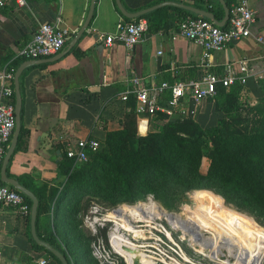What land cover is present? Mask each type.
I'll return each instance as SVG.
<instances>
[{
    "label": "crops",
    "instance_id": "crops-1",
    "mask_svg": "<svg viewBox=\"0 0 264 264\" xmlns=\"http://www.w3.org/2000/svg\"><path fill=\"white\" fill-rule=\"evenodd\" d=\"M165 1L191 5L189 0H120V3L126 11L134 12ZM210 3L217 10L214 1L210 0ZM248 3L253 11L250 34L219 51L209 52L207 57L193 42L182 37L171 39L179 15L172 5L152 10L149 15L151 25L142 41L126 50L117 42L105 46L95 41V33H114L122 16L114 0H94L87 26L62 54L63 47L84 22L89 0H27L23 7L0 9V69L11 63L16 70L27 61L14 59L13 55L38 24L58 21L71 31L60 51L38 58L52 60L25 68L19 94L18 133L5 167L8 178L44 193L45 198L35 217L38 237H52L71 259L76 256L77 264H86L79 223L83 203L89 196L72 190L58 204L57 195L50 196L55 188L59 191L65 179L57 173V163L65 158L64 149L80 138L101 140L106 131L120 127L122 115L128 109L120 95L131 87L133 78L146 87L161 82L172 83L194 79L206 70L221 74L226 62L263 56L264 0H248ZM56 55L58 57L53 59ZM157 57L160 61L156 65ZM247 65L261 78H247L244 87L254 98L264 97V58ZM182 100L187 105L188 99ZM160 111L165 113L166 106L161 105ZM165 114L167 117L177 115L175 111ZM220 116L207 99L193 107V118L203 127L214 124ZM139 131H144L142 124ZM77 163L80 162L73 161L72 165ZM93 205L91 208L94 207L96 213L97 205ZM26 216L13 207L0 206V264H40L41 261L56 264L29 240V214ZM93 217L98 218L97 214ZM97 226L96 223L95 229Z\"/></svg>",
    "mask_w": 264,
    "mask_h": 264
},
{
    "label": "trees",
    "instance_id": "trees-1",
    "mask_svg": "<svg viewBox=\"0 0 264 264\" xmlns=\"http://www.w3.org/2000/svg\"><path fill=\"white\" fill-rule=\"evenodd\" d=\"M213 1L217 10L210 0L191 1V5L210 11L220 20L222 8L217 0ZM232 1L224 0V3L229 8ZM173 8L179 11L177 23L186 16H197ZM150 13L136 17L146 19L147 30L151 25ZM122 19L128 21L123 16ZM26 70L18 78L19 94ZM169 96L168 90L163 91L159 105L166 106ZM207 101L212 103L215 112L221 113L212 125L201 126L193 118L192 102H188L184 105L187 112L183 117H167L157 110L145 134L137 135L135 100L133 95H128L125 100L128 109L122 115L120 127L106 131L86 161L72 165V159L64 156L57 163V173L65 179L59 191L55 188L50 194L51 198L57 195L58 204L74 190L91 198H104L111 206L131 203L146 195L158 199L191 189H209L260 222L264 221V97L254 98L244 86L233 82L226 87L216 85L215 94ZM27 189L37 198V213L44 193ZM23 197L30 206L29 199ZM41 239L59 250L68 264H77L76 256L71 259L52 237ZM29 240L60 264L30 237Z\"/></svg>",
    "mask_w": 264,
    "mask_h": 264
},
{
    "label": "built area",
    "instance_id": "built-area-1",
    "mask_svg": "<svg viewBox=\"0 0 264 264\" xmlns=\"http://www.w3.org/2000/svg\"><path fill=\"white\" fill-rule=\"evenodd\" d=\"M189 1L205 2L207 0ZM26 3L27 0H0V9L23 7ZM227 9L228 16L224 27L215 25L202 16H186L178 21L170 35L171 39L185 38L201 47L203 56L207 57L209 52L219 51L227 44L247 37L253 21V11L248 0H233ZM146 30L147 22L144 18H130L128 21L120 18L114 33H95L94 39L105 46L117 42L126 50H131L142 41ZM70 33V29L58 21L42 22L38 24L30 38L16 49L13 58L31 60L53 55L62 49ZM256 39L260 40V37ZM260 58L263 59L264 55L259 58H240L226 62L223 64L221 74L206 70L194 79L172 83L161 82L147 87L133 78L130 82L131 87L121 93L120 100L125 101L128 95H133L136 133L143 135L147 131L149 120L154 117L157 110H160L159 100L163 91L168 90L170 93L166 100L165 113L172 114L175 111L177 116L183 117L187 112L183 98L192 102L194 107L201 100L212 97L215 94L216 85L226 87L237 82L244 86L249 77L261 78L257 71L247 67L248 62L251 63ZM14 71L15 68L11 63L0 69V163L5 145L14 128L12 86ZM140 124L144 127L142 132L139 131ZM97 147L98 142L95 138H80L64 149V155L74 162H84L88 159V154L95 151ZM2 205L13 207L21 215L29 214V205L25 202L23 195L0 182V206ZM158 208L161 209L160 206ZM94 210L93 207L90 212ZM175 215L165 210L161 216L154 214L152 223L156 220L163 221L167 228L165 229L161 223L155 224L160 227L157 229L158 235L151 237V242L141 249L145 251L148 259L161 264H194L190 260L192 257L183 250L184 244L194 254L199 255L200 259L210 264H263L264 248L261 247L257 228L263 226L254 220V225L249 228L246 227L245 222H226L214 216L211 217L214 219L211 226H198V231L195 232L192 231L188 222L179 220L180 225L170 222ZM91 221L93 226L90 228L93 233L96 230L94 225L100 224V218L96 219L92 216ZM152 228L156 229L154 226ZM173 232H178L175 239L172 237ZM198 242L203 246L201 251ZM40 264H45V261H41Z\"/></svg>",
    "mask_w": 264,
    "mask_h": 264
},
{
    "label": "rangeland",
    "instance_id": "rangeland-1",
    "mask_svg": "<svg viewBox=\"0 0 264 264\" xmlns=\"http://www.w3.org/2000/svg\"><path fill=\"white\" fill-rule=\"evenodd\" d=\"M150 124H152L150 122ZM197 190H205L198 192ZM197 191V192H196ZM209 191V192H207ZM196 192V193H195ZM212 192V193H210ZM201 194H206L213 199H219L224 202V204L231 209H234L238 212L244 213L250 216L255 222L263 227H257L259 230V240L264 241L263 233H264V221L260 222V220L256 219L254 215L247 211H243L241 209L236 208L232 203L225 201L218 193L209 189H191L183 193H178L175 195H167L161 198H154L151 195H146L145 197L138 199L134 202L127 203H117L115 205H108L106 199L99 198L95 199L94 197L86 198L83 203V211H82V220L79 224H81V250L84 255V263L86 264H129L127 258L121 254V252L116 251V249L112 246L111 243V233L114 232V228L118 226L117 230L119 233L123 234L125 238L129 239L133 244L138 246L139 248L146 247L148 243L151 242V237L157 236V229L160 227L155 226L156 223H161L165 229L167 225L163 221L154 220V216L152 218H142L138 220H130L128 217L123 216H115L112 213L114 210L118 209L121 205H135L137 203H146L148 200L152 199L157 205H159L166 212H173L176 215H179L185 221H189L195 224L197 227H204L206 223L203 218L197 214V212L202 211V203ZM125 203V204H123ZM93 204L97 205V211L89 212L92 210L91 206ZM197 211V212H196ZM97 214L100 218V224L97 226L95 232H91V228L93 226V222L91 221L92 216ZM156 227L152 228V227ZM251 226H253L251 224ZM208 227V226H206ZM178 232H173L172 237L175 239ZM183 250L187 255L192 257L191 262L194 264H210L207 261L199 258V255L193 253L191 249L186 247L184 244ZM148 248V247H147ZM199 250L202 249L199 247ZM264 264V261H263Z\"/></svg>",
    "mask_w": 264,
    "mask_h": 264
},
{
    "label": "water",
    "instance_id": "water-1",
    "mask_svg": "<svg viewBox=\"0 0 264 264\" xmlns=\"http://www.w3.org/2000/svg\"><path fill=\"white\" fill-rule=\"evenodd\" d=\"M218 3L220 4L222 11H223V15L222 18L220 20H216L213 16V14L210 11L207 10H203L200 9L198 7L192 6V5H186V4H182V3H175V2H169V1H165V2H160L157 3L155 5H152L150 7L138 10V11H134V12H129L126 11V9H124V7L122 6V4L120 3V0H114L115 6L117 8V10L119 11V13L121 14V16H123L126 19H130V18H136L139 16H142L143 14L150 12L152 10L158 9L162 6H166V5H172L175 7H178L180 9H184L187 10L195 15L198 16H202L204 18L209 19L213 24L218 25L220 27H224L226 20H227V16H228V9L226 4L224 3V0H217ZM93 5H94V0H89V6H88V11H87V15L85 17L84 22L80 25L78 31L75 33L73 39H71L64 47L63 50L60 54H62L63 52H65L69 47L72 46V44L76 41V39L82 34V32L84 31L85 27L87 26L90 17L92 15V10H93ZM58 57V55H56L54 58ZM52 60L51 58L49 59H36V60H27L22 62L14 71L13 74V92H14V104H13V114H14V128H13V134H12V140L10 141V144L7 148V150L5 151V153L2 156L1 159V163H0V181L2 183H5L7 185H9L11 188L15 189L16 191L20 192L23 196L27 197L30 201V206H29V234L30 237L32 239V241L41 246L42 248H44L46 251H48L52 256H54L59 262L60 264H68L66 261L65 256L56 248H54L52 245H50L48 242H46L45 240H42L41 238L38 237V235L36 234L35 231V217H36V208H37V198L36 196L27 188H25L24 186H22L20 183H18L16 180L12 179V178H8L5 175V167H6V163L8 161V158L13 150L14 147V143H15V139H16V135L18 133V128H19V107H20V95H19V89H18V77L20 75V73L22 72V70H24L25 68L37 64L39 62H44V61H50ZM160 61V57L156 58V65L159 63ZM121 249L123 251H125L126 253L130 254V263L131 264H161L157 261H152L150 259H148L147 257H140V251H138L135 248H131L127 245H122Z\"/></svg>",
    "mask_w": 264,
    "mask_h": 264
},
{
    "label": "bare ground",
    "instance_id": "bare-ground-1",
    "mask_svg": "<svg viewBox=\"0 0 264 264\" xmlns=\"http://www.w3.org/2000/svg\"><path fill=\"white\" fill-rule=\"evenodd\" d=\"M201 200L200 202L202 203L203 207H202V211L201 212H197V214L200 216V218L204 219V222L206 223V226H211L212 222L214 221V219H212L211 217H219L222 218L223 220H225L226 222H237V221H242L246 223V227H251V224L254 225V221L253 219H251L250 216L238 212L234 209L228 208L223 201L219 200V199H213L212 197L206 195V194H201ZM159 205H157L152 199L148 200V202L146 203H138L135 205H121L117 210H114L113 212H109L112 213L115 216H123V217H128V219L130 220H138L140 218H142L143 220H146L145 218H152L155 215L161 216L162 213L164 212V210H162V208H158ZM182 220L180 222H188L191 227H192V231L197 232V226L189 221H185L184 219H182L179 215H175L173 221L170 222H174L175 224H178V221ZM213 226V225H212ZM118 226L114 228V232L111 233V243L112 246L116 249V251L121 252L122 255H124L127 260L128 263H130V254L126 253L125 251H123L121 249L122 245H127L131 248H135L138 251H140V257L144 258L147 257L145 256V251L141 250L142 248H139L138 246H136L135 244H133L129 239L125 238L123 234L119 233V231L117 230ZM263 235V239H264V233ZM260 244L261 247L264 248V241L262 243V240H260ZM198 246L203 250V246L201 244H199L198 242Z\"/></svg>",
    "mask_w": 264,
    "mask_h": 264
}]
</instances>
